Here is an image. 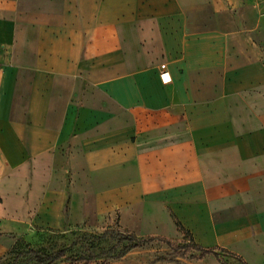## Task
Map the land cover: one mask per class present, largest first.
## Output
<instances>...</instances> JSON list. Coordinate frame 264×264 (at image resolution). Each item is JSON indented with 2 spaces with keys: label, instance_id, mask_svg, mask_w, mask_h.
Masks as SVG:
<instances>
[{
  "label": "crops",
  "instance_id": "obj_1",
  "mask_svg": "<svg viewBox=\"0 0 264 264\" xmlns=\"http://www.w3.org/2000/svg\"><path fill=\"white\" fill-rule=\"evenodd\" d=\"M110 221L264 264V0H0V258Z\"/></svg>",
  "mask_w": 264,
  "mask_h": 264
},
{
  "label": "rangeland",
  "instance_id": "obj_2",
  "mask_svg": "<svg viewBox=\"0 0 264 264\" xmlns=\"http://www.w3.org/2000/svg\"><path fill=\"white\" fill-rule=\"evenodd\" d=\"M131 234L117 221L49 232L31 241L20 239L0 258V264H48L37 258L56 256L60 251H64L63 256L50 264H186L185 261L195 260L191 256L200 254L192 251L186 258L176 257L166 242L141 241ZM174 243L179 246L190 243V236L183 232L182 238ZM220 257L224 259L227 255L221 252Z\"/></svg>",
  "mask_w": 264,
  "mask_h": 264
},
{
  "label": "trees",
  "instance_id": "obj_3",
  "mask_svg": "<svg viewBox=\"0 0 264 264\" xmlns=\"http://www.w3.org/2000/svg\"><path fill=\"white\" fill-rule=\"evenodd\" d=\"M181 231H184L182 227H181ZM184 232L189 235V232H186V231H184ZM131 235L134 236V234H131ZM135 237H137V236H135ZM137 239H140L141 241L156 239V240H160V241L166 242L176 252V257L186 258L188 253H190L192 251H196V252L200 253L199 256H191L190 257L191 259L201 260V259H203V258H205V257H207L209 255H214L222 264H227L224 261V259H222L220 257V253L219 252H216L215 249L204 248V247L196 244L191 237H190V243H186V244H184L182 246L175 245V243H174L175 240L164 238V237H149V238H139V237H137ZM32 252L36 254V252L34 250H32ZM63 253H64V251H60V252L57 253L56 256H47L46 258H37V260L40 263L47 262L48 264H50L53 261H55L56 259L62 257Z\"/></svg>",
  "mask_w": 264,
  "mask_h": 264
},
{
  "label": "built area",
  "instance_id": "obj_4",
  "mask_svg": "<svg viewBox=\"0 0 264 264\" xmlns=\"http://www.w3.org/2000/svg\"><path fill=\"white\" fill-rule=\"evenodd\" d=\"M162 70H163V72L161 73V78H162V80L164 82H166V81L169 80V78H168V73L164 71L165 70V66H162Z\"/></svg>",
  "mask_w": 264,
  "mask_h": 264
}]
</instances>
